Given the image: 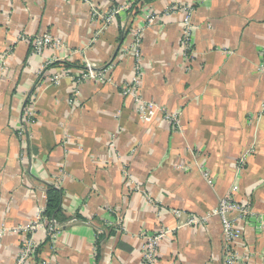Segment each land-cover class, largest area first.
Masks as SVG:
<instances>
[{"label":"crops","instance_id":"crops-1","mask_svg":"<svg viewBox=\"0 0 264 264\" xmlns=\"http://www.w3.org/2000/svg\"><path fill=\"white\" fill-rule=\"evenodd\" d=\"M125 1L0 0V264H13L28 236L50 264H144L145 236L161 229L169 233L155 264H223L219 217L185 221L208 216L229 193L253 213L237 220L239 264H264V0L195 3L190 58L182 11L164 9L194 0H142L108 24L92 13ZM135 31L136 93L176 123L160 113L141 119L135 97L122 94ZM40 33L64 47L34 53L29 38ZM85 61L110 80L73 81ZM55 73L63 75L57 84L49 81ZM50 185L61 192L54 241L43 228L21 230Z\"/></svg>","mask_w":264,"mask_h":264},{"label":"built area","instance_id":"built-area-1","mask_svg":"<svg viewBox=\"0 0 264 264\" xmlns=\"http://www.w3.org/2000/svg\"><path fill=\"white\" fill-rule=\"evenodd\" d=\"M140 0H126L124 3L111 6L106 12H99L92 8V13L96 17L100 18L104 24L111 23L112 20L122 13H128L132 10L134 4ZM200 0H194L193 4L178 3L174 2L165 7L164 12L169 13L173 11H182V30H181V43L183 45V52L186 58H190V53L192 50V12L194 10V4ZM155 15L153 13L149 14L146 19V24H153ZM24 38V37H22ZM32 46V51L36 54L42 53L44 48H61L64 47V42L59 38L53 37L49 33H40L32 38H29ZM131 53L134 59L133 75L129 82H124L122 86L123 95H132L137 101V112L141 119L149 120L154 114L160 113L163 118L167 121L176 123L177 115L174 113H169L166 108L159 106L153 101H142L140 96L137 95V90L140 82L141 73V53H140V36L136 31L133 34L131 42ZM7 57V51L0 54V64L1 67L4 66V62ZM260 64L259 69L264 70V48L260 54ZM83 68L79 70V73L71 76L73 81L81 82L85 79H96L99 81L110 80L105 73L106 70H96L95 65L91 62L85 61ZM45 65L41 66L37 71L38 77L41 78L44 74ZM63 75L55 73L49 77V81L53 84H57L59 79ZM78 95V90L74 91V96ZM74 98H70V101ZM264 109V103L262 106ZM25 114L27 118V124L31 125L34 123L35 113L30 107L25 108ZM243 161V159H241ZM202 177L206 180L208 184H212V179L210 178L208 172H202ZM234 189V188H233ZM150 201V200H149ZM44 206L40 208L37 212L35 218L26 224L21 230L25 232L32 233L33 231L43 228L46 232V236L49 241H54L58 232L59 227L53 220H48L44 216ZM176 215H180L179 210H174ZM216 215L220 219L221 228L224 237V247H223V264H239L244 258L239 252H237L236 244L242 238L243 231L239 228L237 224L238 219L249 218L253 215L252 211L248 206L241 205L237 203L231 196V194L223 195L219 198L217 207L207 216L194 217L190 216L185 221L186 225L190 224H200L205 222L209 216ZM119 228L121 230L124 227L121 226L120 221ZM168 230L161 229L156 233L145 236V241L142 245L141 253L144 264H155L156 263V248L158 242L167 234ZM39 244L35 243L31 236L25 237L20 245L17 258L13 264H50L47 258L40 256V253H36V248ZM40 247V246H39ZM39 256V257H38Z\"/></svg>","mask_w":264,"mask_h":264},{"label":"trees","instance_id":"trees-1","mask_svg":"<svg viewBox=\"0 0 264 264\" xmlns=\"http://www.w3.org/2000/svg\"><path fill=\"white\" fill-rule=\"evenodd\" d=\"M142 0L138 1L141 2ZM137 2V3H138ZM134 4L132 9H137L140 4ZM66 67H70L71 63H64ZM83 68V66L81 67ZM60 201H61V192L59 189L55 188L54 186H48L46 190V202H45V208H44V216L48 220H56V217L60 213ZM36 253H40L39 246L36 248ZM39 257V256H38Z\"/></svg>","mask_w":264,"mask_h":264}]
</instances>
